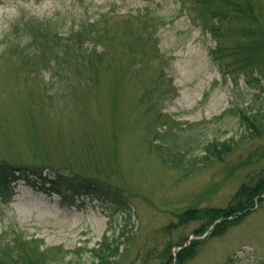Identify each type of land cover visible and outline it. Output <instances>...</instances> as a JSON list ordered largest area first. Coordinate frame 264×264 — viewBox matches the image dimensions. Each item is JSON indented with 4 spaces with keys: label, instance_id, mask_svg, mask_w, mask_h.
Wrapping results in <instances>:
<instances>
[{
    "label": "rangeland",
    "instance_id": "374dc122",
    "mask_svg": "<svg viewBox=\"0 0 264 264\" xmlns=\"http://www.w3.org/2000/svg\"><path fill=\"white\" fill-rule=\"evenodd\" d=\"M188 1L54 0L62 9L55 23L28 20L16 29L19 42L0 52V162L87 176L109 169V181L129 211L90 199L62 203L56 195L48 198L20 185L12 201L0 200V238L18 228L44 249L69 253L65 261L72 264H99L96 251L105 240L113 252L118 249L112 264H168L169 255L186 252L193 242H199L197 250L184 264H264V203L257 202L242 224L220 237H213L217 224L198 236L203 220L181 222L189 210L231 207L241 187L254 186L264 175V133L256 137L247 121L254 116L264 121V75L230 74L238 70L231 67L238 59V33L226 32L220 47L231 66L216 62L217 42L195 26L191 12L181 11ZM46 5L47 0H33L38 9ZM105 14L110 15L107 31L123 36L125 20L137 35L152 16L161 20L156 38L168 64L152 57L153 51L146 66L164 71L160 94L150 101L168 122L149 120L154 115L148 113V91L138 84L135 89L131 74L114 91L112 75L102 70L99 88L87 89L88 81L77 78L78 64L72 68L51 55L47 47L55 35L66 40L81 24ZM107 50L109 63L122 57L118 44ZM171 132L198 140L181 169L173 168L180 156L164 164L154 147ZM212 143H228L232 152L221 162L197 164ZM195 158L196 167H189Z\"/></svg>",
    "mask_w": 264,
    "mask_h": 264
},
{
    "label": "trees",
    "instance_id": "16d2710c",
    "mask_svg": "<svg viewBox=\"0 0 264 264\" xmlns=\"http://www.w3.org/2000/svg\"><path fill=\"white\" fill-rule=\"evenodd\" d=\"M256 2L257 0H189L181 5L182 12H191V16H195V18L192 17L195 26L202 29L204 33H209L217 42V48L212 51V54L217 55L216 62L221 66L225 65L226 69L231 65L225 63L223 51L220 50L225 33L240 34L242 39L236 45L234 55L238 59L234 60L233 66H231L237 67L238 70H233L230 74L233 72L248 73L256 70L264 75V3L257 5ZM138 18L139 16H136V19ZM150 19V22L146 21L148 25L139 35L130 29V22L125 20L123 24L126 30L123 36V34L119 35L107 31L104 26L109 24L110 15L105 14L94 23L81 24L79 31L66 40L55 35L49 41L50 46L47 48L56 60L62 58V61H65L72 68H75L76 64L79 65L77 78L80 77L81 80L88 81L87 89L94 86L99 88L98 85L101 83L99 76L102 70H105L104 73L107 77L111 79L113 77L112 88L114 91L125 82L124 78L131 74L133 87L136 89V84H138L145 88L148 91L147 94L150 95V97L149 95L145 96L149 105L151 104L148 113L150 116L154 115V118L151 116L149 120L157 119L160 121L164 117L168 122L170 119L167 116L162 117L161 112H156L153 109V101L152 103L150 101L153 95L160 94L159 83L161 84L162 80L165 79L163 70H155L154 72L153 69L149 68L150 71H148L146 65L149 64L150 54L154 51L152 57L159 59L165 67L168 64L165 55L158 48V39L156 38L161 20L153 16ZM86 43L91 44L87 49L84 48ZM114 43L122 48L118 53H122V60L125 61L114 62L118 58H122L120 55L109 63L111 57L108 56L109 51L107 49ZM151 44L152 49L149 50ZM67 58L69 59L68 62H66ZM62 65L64 67V64ZM154 73L156 76L153 79L150 78V82L148 79ZM259 118L254 116L252 120L247 119L248 125L254 130L256 137H261L264 133V121L261 122ZM175 136L176 138H174ZM156 137L155 132L153 138L157 139ZM161 140L163 143L161 142L160 146L152 144L151 146L155 147L157 156L161 157L164 164H169L167 161L169 158L180 156L179 160H174L173 168L175 169H181L188 155H192L194 147L198 143L194 136L182 137L181 139L177 135L172 136V132L164 135ZM162 146H165L166 149ZM203 152L204 157L197 164L201 161L221 162L223 161L222 155L230 154L232 149L228 143H212L207 145ZM197 159L190 160L188 162L189 167L195 168ZM64 170L50 167L39 168L36 165L17 166L5 161L0 162V197H9L13 185L21 181L46 194H59L65 201L74 198H91L102 202V204L107 203L111 208L123 209V213L129 211L127 203L120 199L119 189H116L109 181L111 170L108 169L102 173L97 169L96 175L92 176L79 175L73 171ZM256 180L257 183L254 186L244 185L240 188L231 207L227 209L189 210L180 216L181 222L189 223L203 220V226L197 230L198 232L196 231L198 236L205 235L208 228L217 224L213 231V237H220L231 227L242 224L255 208L257 202L264 203V175L259 176ZM5 235L11 237L8 242H0V264H72V262L67 263L65 261L69 253L62 249H44L42 242L27 240L26 235L18 228L5 233ZM5 235L0 238V241ZM198 244L199 242H193L186 252L179 253L175 257L169 255L166 262L168 264H175V262L184 264L187 259L193 258L192 255L197 250ZM110 245L108 240H105V243L101 245L102 249L96 251L99 264H112L110 259L115 257L118 249L113 252ZM171 248L172 246H169L167 252H170L169 249Z\"/></svg>",
    "mask_w": 264,
    "mask_h": 264
},
{
    "label": "clouds",
    "instance_id": "9594fccd",
    "mask_svg": "<svg viewBox=\"0 0 264 264\" xmlns=\"http://www.w3.org/2000/svg\"><path fill=\"white\" fill-rule=\"evenodd\" d=\"M57 12H62L54 0H47L43 9L33 6V0H0V52L9 46L19 42L20 35L16 29L28 20L45 21L55 23ZM24 40L30 37L24 36Z\"/></svg>",
    "mask_w": 264,
    "mask_h": 264
}]
</instances>
